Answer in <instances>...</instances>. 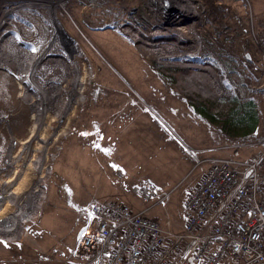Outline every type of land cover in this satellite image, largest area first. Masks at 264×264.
Here are the masks:
<instances>
[{"label": "rangeland", "instance_id": "rangeland-1", "mask_svg": "<svg viewBox=\"0 0 264 264\" xmlns=\"http://www.w3.org/2000/svg\"><path fill=\"white\" fill-rule=\"evenodd\" d=\"M263 20L264 0H0V264L78 260L91 208L138 211L145 181L182 217L205 159L250 155L218 129L251 89L263 135L264 75L252 74ZM101 93L97 111L123 135L96 140L95 163L82 122Z\"/></svg>", "mask_w": 264, "mask_h": 264}, {"label": "built area", "instance_id": "built-area-1", "mask_svg": "<svg viewBox=\"0 0 264 264\" xmlns=\"http://www.w3.org/2000/svg\"><path fill=\"white\" fill-rule=\"evenodd\" d=\"M229 148L254 151L205 159L182 217L169 210L171 192L146 181L133 187L146 204L138 211L116 201L93 206L94 228L68 264H264V138Z\"/></svg>", "mask_w": 264, "mask_h": 264}, {"label": "trees", "instance_id": "trees-1", "mask_svg": "<svg viewBox=\"0 0 264 264\" xmlns=\"http://www.w3.org/2000/svg\"><path fill=\"white\" fill-rule=\"evenodd\" d=\"M207 4L209 6L208 7L209 12L212 13L213 15L217 14V12H214V11H219V10L215 8L214 4H212L210 1H208ZM257 36L260 40V45L262 49L264 47V20L260 21V27L257 29ZM222 59L224 62L227 61V56L223 55ZM259 59L260 60L262 59L261 64L263 66L261 67H263V69L260 70V67L256 66V69H254V71L252 72L254 76V80L262 78V76L264 75V71H263L264 70V55L259 56ZM231 61H232L231 59L230 61L228 60V66L225 65L229 71H233ZM241 86H243V88H246L244 84H241ZM246 93H247V96L245 98V101L240 102L239 104H238L237 98H233V102L235 104L233 108L234 115L222 123L223 126L218 129V132H224L230 136L237 137L238 139H233V140H239V141L263 139L264 130H263V135L261 137H258L256 135L262 129L261 127H259V120H260L259 106L256 104L254 99L250 98L251 89H248ZM92 103H93V106H90V109L99 110L103 108L104 107L103 104L105 103V100H103V94L101 93L98 96H96L94 101L92 100ZM83 117H84V122H82V127H86V122H87L86 118L88 117H86L84 113H83ZM95 119L97 120V118H93L92 116H89L90 123L93 125H97L98 123ZM90 212L93 217V213L91 210Z\"/></svg>", "mask_w": 264, "mask_h": 264}, {"label": "crops", "instance_id": "crops-1", "mask_svg": "<svg viewBox=\"0 0 264 264\" xmlns=\"http://www.w3.org/2000/svg\"><path fill=\"white\" fill-rule=\"evenodd\" d=\"M93 106V105H92ZM96 109H90V111H95ZM89 116H92L93 118H97V122H100L101 125L97 126V125H93L90 123V120H88L86 122V130L83 131L86 133V158H89L91 159L90 162L94 161L95 163L98 162L97 160H103V151H106L104 150L105 149V146H103V148L100 150L99 154L96 155L97 153L94 152V147H93V144L95 143L96 140H99V139H104V137L106 135H108V133L113 136L112 139L116 140V138H120L123 134L122 132H120L118 135H117V130L116 128H110L112 127L110 124L112 122V120H108L107 118L110 117L111 115L106 112V111H97L96 110V113H93V114H90ZM105 118V119H104ZM108 132V133H107ZM117 147L119 149H117ZM117 147L116 148H113L114 149V152H115V157L112 159V156H110L109 158H107L109 160V167L105 168L104 172H110L112 167L114 165H117L118 164V161L117 160H120L122 158L118 157L120 155V150L122 151V155H123V146H122V142L118 141L117 143ZM96 155V156H95ZM105 156H107V154H104ZM98 157V159L96 158ZM105 158V157H104ZM124 164L127 163L126 162H123ZM207 168L204 169L202 175L200 176V179L197 181V184L201 181L203 175L205 174ZM116 172H114L115 174ZM145 180V179H144ZM148 180V179H146ZM143 181V180H142ZM195 184L194 187L197 185ZM193 187V188H194ZM189 193V192H188ZM118 195V194H117Z\"/></svg>", "mask_w": 264, "mask_h": 264}, {"label": "bare ground", "instance_id": "bare-ground-1", "mask_svg": "<svg viewBox=\"0 0 264 264\" xmlns=\"http://www.w3.org/2000/svg\"><path fill=\"white\" fill-rule=\"evenodd\" d=\"M78 80V79H77ZM77 82V81H76ZM81 83H85V80L83 79L82 81H80ZM80 85V84H79ZM78 90H79V88H78ZM209 93V92H208ZM64 111V110H63ZM34 204V203H33ZM32 205V204H31ZM31 208V207H30ZM33 208V207H32ZM29 210H31V209H29ZM26 212H27V210H26ZM29 213V212H28ZM33 213V212H32Z\"/></svg>", "mask_w": 264, "mask_h": 264}]
</instances>
